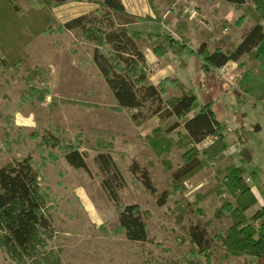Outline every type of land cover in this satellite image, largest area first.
<instances>
[{"label":"rangeland","instance_id":"374dc122","mask_svg":"<svg viewBox=\"0 0 264 264\" xmlns=\"http://www.w3.org/2000/svg\"><path fill=\"white\" fill-rule=\"evenodd\" d=\"M149 2L152 9L153 5L157 6L164 20L162 28L178 38L175 28L181 19L184 18L190 28H197L202 22V15L197 9L182 0L170 4L165 0ZM62 5L65 6L55 7H59L58 14L62 15H56L57 28L65 22L63 11L66 18H72L85 8L80 1ZM236 9L243 12V9ZM153 12L152 16L156 17L154 9ZM235 17L231 18V22L227 19L218 20L217 23L208 21L212 25L207 26L209 29L206 27L209 32L204 36L216 39L213 46L223 42L222 37H229L235 43L233 40L240 38L246 29L244 27L255 21L248 16L244 24L236 26L234 24L239 17ZM224 21L231 25L226 27ZM221 32L223 35L220 36ZM56 39L59 48L38 46L30 49L41 65L51 66L46 68L49 69L46 84L41 83L40 77L36 79L37 82L32 81L39 87L50 86V93L44 101L29 99L31 84L28 78L23 79L24 75L26 77L25 71L4 69L0 63V166L28 155L34 158L42 176V186L48 195L55 229L53 239L48 241V249L54 251L53 255L50 260L43 258V262L35 264H57L54 255L60 258V264H204L206 258L198 253V248L190 239L187 240L188 232L176 221L173 206L178 195H168L167 203L160 205L157 194L147 192L129 169L135 160L138 161L149 170L158 192L170 191L171 173L183 164V150L176 148L175 142L185 130L181 127L179 133L178 130L172 133L174 144L169 153L161 157L153 154L147 135L159 122L153 118L137 125L131 120L129 110L113 109L116 104L113 93L92 60L95 44L86 39L79 28L66 30L56 35ZM140 44L146 48L149 41L141 40ZM224 44V48H228L226 41ZM170 50H175L180 60L184 61L185 74L200 104L212 103L225 126L229 149L235 148L234 152L225 151L227 160L222 165L231 162L243 164L246 174L260 185V193L264 196V99H257L238 85L243 74L255 62L244 56L243 65H228L224 72L221 68L207 71L201 66L203 60L198 50L194 52L191 44H178ZM177 90H170L169 95L178 93ZM68 99L91 105L73 104ZM101 132L114 134L113 157L126 179V185L119 190L121 202L138 203L149 211L150 217L146 222L152 242H133L124 234L114 232L119 223V210L102 187L103 174L95 162L97 151L92 147ZM45 133H53L61 140L62 146L81 143L90 171L70 166L64 157V147L43 142ZM240 137L244 139L241 149L247 147L253 152V159L249 163L242 160L240 151L237 152L235 143ZM211 142L212 138H208L198 147L203 149ZM162 157L168 158L174 169L167 170L160 161ZM215 182V167L204 169L186 182L188 190L185 195L194 201L197 193L205 192ZM223 199L222 195L213 194L197 206L190 207L186 223L206 225L211 239H214L213 235L230 224L228 219L223 222L213 220L214 210L222 204ZM209 221L211 223L208 225ZM210 253V264H264V256H234L215 240ZM9 260L6 254L0 253V264H11Z\"/></svg>","mask_w":264,"mask_h":264},{"label":"trees","instance_id":"16d2710c","mask_svg":"<svg viewBox=\"0 0 264 264\" xmlns=\"http://www.w3.org/2000/svg\"><path fill=\"white\" fill-rule=\"evenodd\" d=\"M14 1L0 0V63L4 69L25 71L26 77L23 74V79L28 78L31 84L29 99L44 101L50 93V86L39 87L32 82H37L36 79L40 77L41 83L46 84L49 70L30 59L26 46L42 34L81 29L85 38L95 44L92 60L113 93L116 102L113 109L129 110L131 120L137 125L153 118L159 122L147 135L153 154L161 157L169 153L174 144L172 133L181 127L185 130L175 142V147L183 150V164L174 169L168 158L160 159L167 170L174 169L169 183L170 191L158 192L149 170L136 160L129 168L134 178L142 182L147 192L156 193L162 206L167 203L168 195H178L173 206L176 221L188 232L187 240L190 239L198 248V253L206 258L204 264L212 262L210 249L213 240L222 243L227 252L234 256H264V222L259 226L255 224L264 216V206L249 215L248 210L258 199L245 179V166L234 162L222 165L227 160L225 151L229 149L227 134L212 103L200 104L197 94L192 89L186 90L178 78L167 77L158 85L150 79L152 70L139 42L148 40L154 53L162 57L176 45H185L189 41L185 35L190 31L188 22L183 18L177 24L175 31L178 38L162 28L164 20L155 5L156 17L151 14L133 15L127 11L122 0H40V9L31 8L21 14ZM72 1L91 2L98 7L65 21L57 28L54 8ZM165 1L170 4L175 0ZM211 1H228L236 8L243 9L234 24L236 26L244 24L248 16L255 21L250 28L243 30L239 44L233 43L229 37H222L223 42L220 41L211 50V42L203 40L198 48L203 60L202 68L215 71L230 61L243 65V58L247 56L255 65L243 74L239 85L244 92L264 99V0ZM224 25L228 27L231 24L224 21ZM225 41L228 44L226 49ZM177 88L178 93L169 95L170 90ZM67 101L91 105L73 99ZM208 138H212V142L200 149L198 144ZM243 141V137H240L237 147ZM43 142L64 147V157L70 165L90 171L81 143L62 146L61 140L53 133H45ZM92 145L97 151L95 162L103 174L102 187L119 210V223L114 232L124 234L133 242H152L146 222L150 217L149 211L138 203L121 202L119 190L126 185V179L112 154L115 148L114 134L101 132ZM240 153L245 163L251 162L250 149L244 147ZM212 166L215 167L216 182L205 192L197 193L194 201L189 200L185 195L188 190L186 182ZM213 194L224 197L222 204L214 210L213 220L223 222L228 219L230 224L211 239L206 225L189 224L185 220L190 207L197 206ZM54 234L48 195L42 186V176L34 158L28 155L0 166V253L6 254L11 264L41 263L43 258L50 260L54 251L48 249V241L53 239ZM53 258L60 264L57 255Z\"/></svg>","mask_w":264,"mask_h":264},{"label":"crops","instance_id":"0c3cea01","mask_svg":"<svg viewBox=\"0 0 264 264\" xmlns=\"http://www.w3.org/2000/svg\"><path fill=\"white\" fill-rule=\"evenodd\" d=\"M122 1L125 5L127 11L133 15L144 16L147 14L153 15V13H154L149 0H122ZM183 1L187 2L188 4L193 5L197 9L198 13L200 15H202L201 24H199V23H197L199 25L196 24L199 27L194 28V26H193L192 28H190V31L187 34H185L188 36V39H189V41L186 44L187 45L191 44L193 46L194 52H196L198 50L201 42L207 38L204 35L206 34V32H209V30H208L209 25H212V24H210V22H208L209 20L215 21L217 23L218 20L227 19L231 22L232 17H235L237 15H238V17H240L243 13V12L240 13L239 10L236 9L234 4L231 2H228V1L213 2L211 0H182V2ZM14 3L19 6L21 14L27 12L31 8L40 9L42 7L40 0H16V1H14ZM81 4L85 5V8L82 9L81 12H79L78 14H76L73 17H77L79 15L89 13L90 11H92L98 7L97 4L91 3V2H81ZM63 6H65V5H61L60 8ZM185 7L187 8L186 5H185ZM57 8H59V7H57ZM57 8L54 9L56 15L59 13V10ZM170 13H171V16H174V14H172V12H170ZM63 14H64L63 21H67V20L71 19V18H66L67 17L66 12L63 11ZM58 16H62V15L58 14ZM190 24H191V22H190ZM253 24H254V22L249 23V25H247L244 28H250ZM222 28L223 27L221 26V29ZM238 28H240V27H238ZM202 32H203V34H202ZM55 33H57V32L54 31L53 33L48 34V35H44V34L39 35L30 44H28L25 48L27 53L30 56V59L35 64L40 65L43 68H51V66H50V64L49 65H45V64L41 65V63H39V61H37V59L35 60V58L33 56L34 54L30 51V49L31 50H32V48L35 49L38 46L48 47V48H53V49L59 48L60 47V46H58L59 41L56 39V35H60V34L59 33L55 34ZM221 33L219 34L220 36L223 35V33L222 34ZM242 35L243 34H241V36L238 40H235V39L233 40L235 42V44H239L241 42ZM196 39H198V40H196ZM207 39H209L210 42L212 43L211 44L212 45L211 50H213L214 49L213 44L216 41V39L214 40L213 37H210ZM59 40L61 41V39H59ZM139 45L143 49L147 64L149 65V67L152 70L150 79L155 85H158L161 80H163L167 77H174V78H178L181 80V82L185 85L186 90L192 89L194 91V89L190 86L191 83L188 82V78L185 74V69H184L185 63H184V61L180 60V58L178 57V54L176 53L175 50H169L166 55H164L162 57H158L154 53L152 47L150 48L149 46H145L146 48H144V46H142L140 44V42H139ZM237 63H239V62L230 61L228 63V65L236 66ZM202 104H204V103H202ZM143 125L145 126V124H143ZM201 143H199V145ZM235 144L237 147V142ZM240 149H241V147H238L237 152L241 151ZM228 150L230 152H231V150L234 152L235 148L228 149ZM112 154H113V152H112ZM252 159H253V152H252ZM252 159H251V161H252ZM237 164H239V163L237 162ZM70 166H72V165H70ZM79 169H82V168H79ZM245 177H246L245 178L246 181L251 186L255 196L258 199L257 203L248 210V214L250 212H252V214H254L256 211L260 210L264 206V196H262V193H260V189H261L260 185L255 184L253 182V177H251L250 175H247V174H245ZM252 214H249V215H252ZM263 217L255 222L256 226H259L261 224V222L263 221ZM238 257H247L248 258V256H238Z\"/></svg>","mask_w":264,"mask_h":264},{"label":"built area","instance_id":"2783aa9c","mask_svg":"<svg viewBox=\"0 0 264 264\" xmlns=\"http://www.w3.org/2000/svg\"><path fill=\"white\" fill-rule=\"evenodd\" d=\"M228 63L225 64L223 67H221V69L223 70V72L227 69Z\"/></svg>","mask_w":264,"mask_h":264}]
</instances>
